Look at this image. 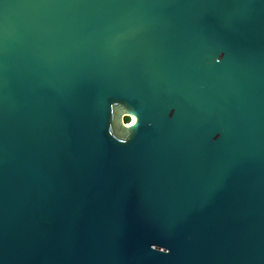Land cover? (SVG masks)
<instances>
[{"label": "water", "instance_id": "water-1", "mask_svg": "<svg viewBox=\"0 0 264 264\" xmlns=\"http://www.w3.org/2000/svg\"><path fill=\"white\" fill-rule=\"evenodd\" d=\"M0 264H264V0H0Z\"/></svg>", "mask_w": 264, "mask_h": 264}, {"label": "clouds", "instance_id": "clouds-1", "mask_svg": "<svg viewBox=\"0 0 264 264\" xmlns=\"http://www.w3.org/2000/svg\"><path fill=\"white\" fill-rule=\"evenodd\" d=\"M224 60V55L221 53L219 58L217 59V63H220ZM116 105H113V112H112V124H111V131L110 135L113 136L117 142L124 144L127 143L128 140L131 139V133L134 129H136L139 126V118L136 115L128 114L126 111L124 114L117 120L118 113L115 111ZM123 110V109H122ZM174 115V113H173ZM172 118L171 116L169 117ZM126 120L130 121V124L125 122ZM219 140V136L216 138ZM215 142V141H214ZM153 251H158L161 253L167 254L168 250L165 248H156L153 247Z\"/></svg>", "mask_w": 264, "mask_h": 264}, {"label": "trees", "instance_id": "trees-1", "mask_svg": "<svg viewBox=\"0 0 264 264\" xmlns=\"http://www.w3.org/2000/svg\"><path fill=\"white\" fill-rule=\"evenodd\" d=\"M128 122V120H126Z\"/></svg>", "mask_w": 264, "mask_h": 264}, {"label": "flooded vegetation", "instance_id": "flooded-vegetation-1", "mask_svg": "<svg viewBox=\"0 0 264 264\" xmlns=\"http://www.w3.org/2000/svg\"><path fill=\"white\" fill-rule=\"evenodd\" d=\"M129 122V121H128Z\"/></svg>", "mask_w": 264, "mask_h": 264}]
</instances>
